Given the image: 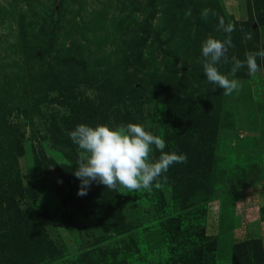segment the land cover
I'll return each instance as SVG.
<instances>
[{"label": "rangeland", "instance_id": "rangeland-1", "mask_svg": "<svg viewBox=\"0 0 264 264\" xmlns=\"http://www.w3.org/2000/svg\"><path fill=\"white\" fill-rule=\"evenodd\" d=\"M205 8L216 15L202 18ZM221 20L235 25L218 65L229 74L233 56L264 50V0H0V114L24 133L23 184L38 161L53 162L33 181L36 198H17L50 245L35 257L15 250L23 229L4 232L12 224L0 216V264H264V59L255 77L247 67L229 77L243 82L239 93L209 83L201 45L226 38ZM80 123L143 124L163 131L165 152L187 156L160 189L115 191L123 233L96 196L104 185L77 195L68 133Z\"/></svg>", "mask_w": 264, "mask_h": 264}, {"label": "clouds", "instance_id": "clouds-1", "mask_svg": "<svg viewBox=\"0 0 264 264\" xmlns=\"http://www.w3.org/2000/svg\"><path fill=\"white\" fill-rule=\"evenodd\" d=\"M216 15L213 9L202 10V18ZM191 10L185 13V18ZM218 30L226 33L224 40L209 35L201 45L202 66L209 83L223 89L225 96L239 93L243 82L235 77L241 68L247 67L249 76L261 70L257 57L264 59V50L246 53L241 61L233 56L229 74H222L218 65L227 62V50L234 47L231 33L235 25L221 20ZM246 38H251L250 34ZM163 109V105L159 106ZM69 138L78 146L77 166L73 175L79 179L80 187L77 195L84 196L92 183L104 185L112 191L125 190V193L152 192L160 189L167 181L165 173L173 164L186 163L187 156L175 151L165 152L166 141L163 131L154 134L146 130L143 124L128 123L110 127L108 124L90 126L80 123L68 133ZM158 151V157L153 152Z\"/></svg>", "mask_w": 264, "mask_h": 264}, {"label": "trees", "instance_id": "trees-1", "mask_svg": "<svg viewBox=\"0 0 264 264\" xmlns=\"http://www.w3.org/2000/svg\"><path fill=\"white\" fill-rule=\"evenodd\" d=\"M135 52L136 54L139 53L140 48H135ZM137 85H140L139 81ZM131 90L132 93L136 92L135 88H131ZM111 91L120 94L121 88H118L116 91ZM112 103H114L112 99L103 96L100 98L99 107L103 110H107ZM81 114L86 118L90 116V111L86 110ZM7 120L8 116L6 114H0V216H7L12 226L9 227L8 230H2L9 234L13 232L16 227L23 229L22 238H19L16 245L14 241L11 242V245L13 243L15 246L13 247L12 245V247L17 251L33 255L35 251L41 250L45 238L49 245L50 242L48 236L45 234L44 226L40 224L38 219L31 216L33 213L30 207L28 206L26 210H22L17 203V198H25L28 200L36 198L34 192L36 188L33 181L38 182L37 177H41V171L44 167L48 166L47 164L50 165L53 162L51 159L47 158H45L44 163L38 161V166L40 168H36V173L34 172L29 181L23 184L18 158L23 152L20 141L24 138V133L19 136V131L17 132L14 126L9 125ZM61 177L63 178V174ZM115 195V191L109 190L106 187L103 191L101 188L96 191V196L103 202L105 218L109 227L114 232L123 233L125 232V220L120 210V202L113 204L112 198ZM29 218H31L32 221L28 220ZM77 229L81 230V226ZM8 234H3V236H7Z\"/></svg>", "mask_w": 264, "mask_h": 264}]
</instances>
